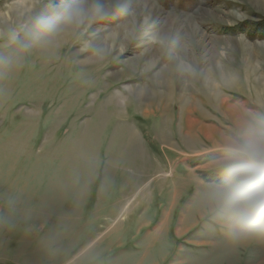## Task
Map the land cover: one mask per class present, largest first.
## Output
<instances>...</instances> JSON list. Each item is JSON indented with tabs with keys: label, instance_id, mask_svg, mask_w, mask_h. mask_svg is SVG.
Returning <instances> with one entry per match:
<instances>
[{
	"label": "rangeland",
	"instance_id": "374dc122",
	"mask_svg": "<svg viewBox=\"0 0 264 264\" xmlns=\"http://www.w3.org/2000/svg\"><path fill=\"white\" fill-rule=\"evenodd\" d=\"M123 2L0 73V264H264L201 208L220 138L264 109V0ZM48 3L0 0V52Z\"/></svg>",
	"mask_w": 264,
	"mask_h": 264
},
{
	"label": "clouds",
	"instance_id": "9594fccd",
	"mask_svg": "<svg viewBox=\"0 0 264 264\" xmlns=\"http://www.w3.org/2000/svg\"><path fill=\"white\" fill-rule=\"evenodd\" d=\"M114 14L131 13L123 0H49L6 33L7 51L0 52V73L34 51L56 47L65 34L80 32ZM89 50V44L81 49ZM105 54L95 49L90 59L103 60ZM176 70L181 74L192 71L182 65ZM220 145L213 157L220 179L202 193V212L231 244L264 240V109L241 115L220 138Z\"/></svg>",
	"mask_w": 264,
	"mask_h": 264
},
{
	"label": "bare ground",
	"instance_id": "6f19581e",
	"mask_svg": "<svg viewBox=\"0 0 264 264\" xmlns=\"http://www.w3.org/2000/svg\"><path fill=\"white\" fill-rule=\"evenodd\" d=\"M13 4H15V3H13ZM17 5V8H22L23 6V4L21 5V4H16ZM14 10V9H13ZM14 12V11H13ZM116 34V33H115ZM69 35H71V32H69V33H67V34H65L63 37H64V39H67L68 37H69ZM63 37H62V39H63ZM62 41V40H61ZM61 41H60V44H61ZM110 47V46H109ZM109 49V48H108ZM112 50V49H111ZM110 50V51H111ZM165 93V92H164ZM160 94V93H159ZM216 94V93H215ZM141 95V94H140ZM166 95V94H165ZM260 95V94H259ZM215 96V95H214ZM258 96V95H257ZM259 97V96H258ZM259 98H261V97H259ZM220 101H222V100H220ZM259 102V101H258ZM167 105V104H166ZM150 106V105H149ZM147 107V106H146ZM148 109V108H147ZM165 110V109H164ZM232 113H234L235 112V109L232 107V106H230V109H229ZM146 115H148L149 113L148 112H146L145 113ZM104 115V114H103ZM126 119V118H125ZM127 121V120H126ZM171 121H173V120H171ZM122 124V123H121ZM124 126H126V125H124ZM123 127V126H122ZM124 132H126L125 133V135H122V136H124V138L122 139V142L124 141V145L121 147L122 148V151H123V149L125 148V149H128V150H130L129 152H128V154H130V153H133V152H135V155H139V151H140V142H139V140L137 139V136H136V133L135 132H130V131H128V130H125L124 129ZM163 134L161 133V136H162ZM165 135V134H164ZM118 136V135H117ZM166 137V136H165ZM162 138V137H161ZM116 139V138H115ZM168 139V138H167ZM167 139H165V140H167ZM165 143H166V141H164ZM127 143V144H126ZM167 143H168V146L169 145H171V142L169 141V140H167ZM121 146V145H120ZM125 146V147H124ZM171 149V148H170ZM193 149V148H192ZM141 153V152H140ZM144 167H147V166H145L144 165ZM150 167H152V166H150ZM146 169V168H145ZM151 169V168H150ZM180 182V181H179ZM178 183V182H177ZM179 184V183H178ZM180 185V184H179Z\"/></svg>",
	"mask_w": 264,
	"mask_h": 264
}]
</instances>
